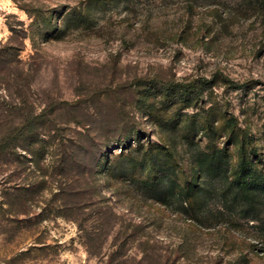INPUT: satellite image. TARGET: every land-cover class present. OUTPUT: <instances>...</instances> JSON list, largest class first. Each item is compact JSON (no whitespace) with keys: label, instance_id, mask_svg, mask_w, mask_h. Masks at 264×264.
I'll list each match as a JSON object with an SVG mask.
<instances>
[{"label":"rangeland","instance_id":"1","mask_svg":"<svg viewBox=\"0 0 264 264\" xmlns=\"http://www.w3.org/2000/svg\"><path fill=\"white\" fill-rule=\"evenodd\" d=\"M247 2L0 0V118L40 115L0 150V264H264V197L143 184L187 186L219 148L264 182V8Z\"/></svg>","mask_w":264,"mask_h":264},{"label":"trees","instance_id":"2","mask_svg":"<svg viewBox=\"0 0 264 264\" xmlns=\"http://www.w3.org/2000/svg\"><path fill=\"white\" fill-rule=\"evenodd\" d=\"M247 4L250 8H255L256 6L264 8V0H248ZM39 118V114L30 113L20 121L19 124L21 126L16 125L15 128L11 120L4 121L0 118L1 127L5 126L6 129H9L7 133L1 135L0 137V150H5L6 147L10 146L9 144H12V147H17L19 145L18 138L21 140V136H28L30 132H33L34 127L39 126ZM16 129H19L21 133L16 134ZM85 131L86 135H88L87 138L93 139V141L96 142L97 138L94 136V132H92V135H90V132L88 134L87 131H89V127L85 128ZM23 132H25L27 135H25ZM80 133L84 134L83 132ZM120 142L122 143V140ZM63 151H67L66 146H64ZM229 163V156L222 148L216 149L212 153H198L196 151L195 166L201 173L198 180L194 178L187 186H182L178 179L173 176V174L167 172L165 175H163V178H166L164 188H157V183L148 184V182L144 181L143 184L145 187H149L157 197L163 198L164 201L171 202L170 200L176 199L177 201H180L182 204L185 203L186 205L187 199L189 198L190 203H188V205H192L193 201L198 199L199 201L201 200L202 202H207L206 199L207 196H209L210 191L206 186V184H208V176L211 177V179H213V177L219 176L221 180H223V186L220 188L221 193H223L226 198H230L231 202L233 200L237 202L239 201L244 203L243 206H250V204L253 202L252 200L264 197V182L252 179V177H255L254 169H252V167H247L246 172H244L242 175H230L228 173L230 172V166L228 165Z\"/></svg>","mask_w":264,"mask_h":264}]
</instances>
